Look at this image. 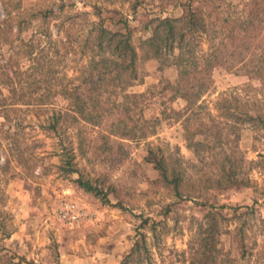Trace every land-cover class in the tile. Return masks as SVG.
Instances as JSON below:
<instances>
[{
    "label": "rangeland",
    "instance_id": "1",
    "mask_svg": "<svg viewBox=\"0 0 264 264\" xmlns=\"http://www.w3.org/2000/svg\"><path fill=\"white\" fill-rule=\"evenodd\" d=\"M185 2L0 0V20L6 12L26 18L51 9L55 15L45 23L33 17L20 36L29 46L39 36L33 56L20 59V66L39 59L40 70L27 88L45 95L43 102L7 109L6 121L0 114V264H120L127 256L132 264H191L204 216L220 206L250 214L239 220L229 209L222 211L232 218L219 219L217 264H264V129L234 124L216 109L220 98L237 93L264 100L263 82L247 74L248 67L264 65V0L192 1L206 25L196 38V53L209 58L217 49L219 64L211 70L209 92L192 108L190 140L185 102L162 90L178 72L151 58L145 44L153 19L180 17ZM92 23L130 30L138 77L123 91L105 90L100 100L93 85L83 87L89 112L79 116L68 112L74 100L67 91L81 86L93 47L85 45ZM2 96L7 89H0ZM149 149L182 173L178 194L145 162ZM225 157L242 184L238 190L225 188ZM68 159L76 173L67 172ZM79 177L108 202L83 191ZM62 201L92 216L67 227L55 213ZM240 225L243 233H237Z\"/></svg>",
    "mask_w": 264,
    "mask_h": 264
},
{
    "label": "trees",
    "instance_id": "2",
    "mask_svg": "<svg viewBox=\"0 0 264 264\" xmlns=\"http://www.w3.org/2000/svg\"><path fill=\"white\" fill-rule=\"evenodd\" d=\"M192 1L186 0L181 5L182 15L178 18L153 19L152 35L145 41L151 58L159 60L166 67H174L178 72L177 78L173 82L166 81L162 90L170 91L172 99H182L185 102L186 109L189 110V114L183 116L187 140H190V136L195 133L189 127L193 117L192 108L194 106L199 107L198 102L209 92L212 83L211 70L219 64L216 56L218 55L217 49L214 51V56L209 58L196 53V38L206 33V25L200 8L193 7ZM4 16L5 19L0 20V60L4 59V63L0 64V89H7L8 96L0 97V114L6 121L8 120L7 112L9 111L7 109H12L18 104L28 105L34 101L43 102L42 99L45 98V95H35V92L27 88L36 77L34 75L36 71L40 70L39 59L32 58V64L26 69H22L20 66V59L28 60L33 56V47L34 44L39 42V36H34L29 40L31 42L30 46L24 43L20 36L26 29L25 25L29 24L33 17L45 23L55 15L51 9H48L26 18L18 13L13 17L11 12H6ZM13 21L17 25L15 34L12 32ZM18 40L19 43H16ZM89 42L92 43L93 47L89 51L86 70L84 69L81 75V86L73 89L72 93L67 91V94L73 97L74 100L68 112L79 116L89 112L81 95L83 87L88 88L93 85V88L96 89L95 98L100 100L105 90L123 91L132 86V83L138 77L136 69L137 53L133 47L129 29H126V32L123 33L104 28L101 24L92 23L85 38V45H88ZM3 46L7 47V51L4 53H2ZM6 53L7 55H5ZM170 57L172 58L171 61L169 60ZM247 66L244 63L242 67L247 68ZM263 69L264 65L248 67L247 74H253L250 78H257L264 85V75L261 74ZM30 78L33 79L31 82L29 81ZM86 90L89 91V89ZM91 100L93 101V99ZM93 102H96V99ZM216 109L221 112L225 120H232L234 124L251 125L255 128L264 129V100L257 99V93L253 96L237 93L233 96L222 97L217 101ZM68 112L64 114L67 115ZM58 116L61 117V115ZM58 116H53L51 119L50 124L53 129L58 123ZM94 119L95 122H99L96 115ZM189 147H192V145H189ZM70 160L68 159L66 163L67 172L76 173ZM144 160L152 165L164 184L172 186L174 192L179 193L182 173L177 169H170L166 157L159 151L149 149ZM232 170L230 160L225 157L221 166L222 179L226 184L225 188L238 190L242 184L235 171ZM76 183L86 193H91L95 197L108 202L106 195L92 182L79 177ZM225 209H229L232 217L239 220L250 214V209L240 212V207L227 208L220 206L210 209L204 216L207 221L206 225H201L198 232L199 247L195 257L191 260V264L218 263L215 235L220 232L219 219L227 221L232 218L222 213ZM237 233H243L242 225L237 228ZM135 251L138 253L141 251L138 243L135 245ZM120 264H132L130 256L124 258Z\"/></svg>",
    "mask_w": 264,
    "mask_h": 264
},
{
    "label": "built area",
    "instance_id": "3",
    "mask_svg": "<svg viewBox=\"0 0 264 264\" xmlns=\"http://www.w3.org/2000/svg\"><path fill=\"white\" fill-rule=\"evenodd\" d=\"M55 213L57 220L67 227L77 226L92 216L78 204L70 201L60 202Z\"/></svg>",
    "mask_w": 264,
    "mask_h": 264
}]
</instances>
